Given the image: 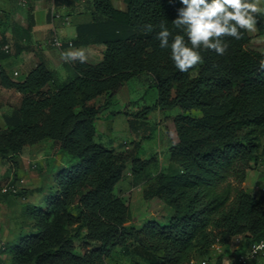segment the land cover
<instances>
[{
  "label": "trees",
  "instance_id": "trees-1",
  "mask_svg": "<svg viewBox=\"0 0 264 264\" xmlns=\"http://www.w3.org/2000/svg\"><path fill=\"white\" fill-rule=\"evenodd\" d=\"M114 1L92 0L91 20L77 27L72 44L105 49L98 62L69 64V80L60 81L43 60L20 81L0 70V85L21 94L0 128V158L16 170L24 148L44 140L67 155L44 206L26 207L37 232L12 246L13 264H192L197 254L238 237L245 252L264 236V192L242 186L264 156V17L257 16V34L224 37V55L201 49L203 59L181 72L156 35L161 22L173 35L181 33L172 21L179 0H123L126 9ZM28 18L33 24V14ZM148 23L152 32L144 28ZM143 73L158 95L153 105L125 111L130 131H151L154 110L180 112L169 116L177 140L167 169L143 190L145 199H160L173 212L166 222L148 219L137 227L128 223L129 204L115 187L128 162L138 175L156 155L143 159L108 148L97 140L96 120L125 83ZM19 183L14 177L11 185ZM0 264L8 263L0 258Z\"/></svg>",
  "mask_w": 264,
  "mask_h": 264
},
{
  "label": "rangeland",
  "instance_id": "rangeland-1",
  "mask_svg": "<svg viewBox=\"0 0 264 264\" xmlns=\"http://www.w3.org/2000/svg\"><path fill=\"white\" fill-rule=\"evenodd\" d=\"M123 2V0L115 1L116 5L119 7L123 6ZM15 3L19 4L17 0H15ZM261 7L264 8V4H262ZM257 16L264 17V14H257ZM257 31L258 27L256 24L255 30L248 31V33L250 35H255ZM138 85L139 83L136 79L129 81L127 85L130 90L129 100H122L121 98L126 97V94L118 92L113 98L114 104L112 107L105 110L100 118L96 120L98 132L97 140L108 148H112L118 153L128 154V156L137 155L145 159L156 155V162L138 175H134L131 172V164L128 162L125 176L122 178V181L125 183H130V180L132 179L133 181L134 179L135 182H144L146 185L148 181L153 180L158 172L167 169L168 164L166 163L169 161V147L171 143L177 140L174 123L169 116L179 113L180 109L175 108L164 112L154 110L150 114L154 126L151 131L141 129L138 133L131 132L125 118L127 116L125 111L136 112L137 107H142L144 103L148 106L153 105L158 95L155 86L143 89V87L140 86V88ZM139 97H143L140 102L141 104L139 103L136 105V102H132V100ZM193 113L198 114L199 112L194 111ZM262 141L264 143V136ZM58 156H61L64 160L67 159V155L61 150L59 154L55 156V159H57ZM53 163L55 164V162ZM46 165L47 163L40 164L32 160L31 157H27L26 164L24 165L20 162L19 167L14 170L8 159H1L0 258L5 260L8 264H13L12 246L18 243L22 236H29L37 232V219L27 212L26 207L44 206L46 194L49 192H46V194L42 196L39 194L40 192L37 191L40 187L44 186L43 190H51L53 192V176L52 174L49 175L45 170ZM53 169L58 170V165ZM53 169H50L49 172H53ZM248 173V183L245 184L246 190L258 195L263 194L260 189L264 181L263 155L258 159L257 163L252 165ZM14 177L16 181L23 179V183H19L16 191H3L2 188L10 186L11 182L14 181ZM135 186L134 184H129L123 188L124 191H130L129 194H131L128 199L124 198L131 210V217L128 223L141 227L148 219L166 222L173 212L171 207L157 198L145 199L143 193ZM242 186H244V182ZM132 187L136 189H131ZM117 192H120V190L117 189ZM237 242L238 241L235 239L228 245H214L211 247L208 255L200 256L197 254L196 259L198 261L207 260L208 264H215L217 257L222 256L223 264H229L225 262L227 260L234 262L238 260L240 251L246 247V245L241 248L237 247ZM81 250V247L78 246L77 252H81Z\"/></svg>",
  "mask_w": 264,
  "mask_h": 264
},
{
  "label": "crops",
  "instance_id": "crops-1",
  "mask_svg": "<svg viewBox=\"0 0 264 264\" xmlns=\"http://www.w3.org/2000/svg\"><path fill=\"white\" fill-rule=\"evenodd\" d=\"M13 1L0 0V43L9 44L11 46L10 52L0 50V70H5L12 79L16 81L23 80L27 73L34 68L40 60H43L49 68L57 72L60 81L64 82L69 80L72 74L68 65L75 60L62 58L61 54L67 51L83 50L87 57V61L95 63L101 60L105 45L91 44L83 46L76 45V43L70 44V42L74 41L76 38L77 27L91 20L92 0H30L27 6H21L15 3V0ZM115 1L114 5L117 8L126 9V4H124V2L123 6L119 7L116 5ZM30 13L33 14L34 17L32 21L33 24L31 25L29 24L30 21L28 18V14ZM56 13L59 14L60 17H56ZM56 36L63 41L61 47H57L53 43ZM133 79H136L139 83L138 86L143 87V89L152 86L153 83L151 77L147 73L140 74L129 81ZM129 81L126 82L119 91V93L122 92L126 94V97L121 98L124 101L129 100L130 90L127 87ZM142 98L143 97H139L132 100V102H136L135 104L137 105L141 102ZM20 101V92L0 85V128L6 127L5 115L10 114L18 107ZM145 105L144 103L142 106ZM140 108L141 106L137 107L136 111ZM125 118L129 128L128 117L126 116ZM148 121L153 125L150 115L148 116ZM175 136L177 137L176 134ZM175 142L176 140L173 143ZM59 152L58 143L44 140L34 146L24 148L21 155V163L25 165L27 157H31L32 160L40 164L47 163L45 170L49 175L52 174L53 176L58 171L53 169L56 165H58L59 169L65 165V160L61 156L55 159V156L58 155ZM53 162H55V164ZM166 164H168V162ZM1 168L0 159V171ZM50 169H53V172H49ZM248 174L244 181L243 187L245 189H247L245 184L248 183ZM129 184L136 185L135 187L143 193L145 183L135 182L134 179L133 181L131 179L130 183H125L122 180L119 181L116 185L115 193L128 199L131 195L129 194L130 191H124L123 188ZM43 187L37 190L42 196L47 192L45 189L43 190ZM135 187L131 189H136ZM117 189H119L120 192H117ZM236 240L238 241L237 247L241 248L245 246L242 237H238ZM229 261L230 260H227L225 262L229 264L238 263V260H236L237 262Z\"/></svg>",
  "mask_w": 264,
  "mask_h": 264
},
{
  "label": "clouds",
  "instance_id": "clouds-1",
  "mask_svg": "<svg viewBox=\"0 0 264 264\" xmlns=\"http://www.w3.org/2000/svg\"><path fill=\"white\" fill-rule=\"evenodd\" d=\"M173 21L181 33L173 35L164 22L157 32L159 47L171 50V59L181 72L200 62L203 57L201 49H212L218 55H224L228 42L224 37L241 39L243 32L254 31L257 14H264V0H179ZM148 32L153 25H144ZM171 37V41H170ZM62 58L84 62L87 57L83 50H72L62 53Z\"/></svg>",
  "mask_w": 264,
  "mask_h": 264
},
{
  "label": "built area",
  "instance_id": "built-area-1",
  "mask_svg": "<svg viewBox=\"0 0 264 264\" xmlns=\"http://www.w3.org/2000/svg\"><path fill=\"white\" fill-rule=\"evenodd\" d=\"M17 2L21 6H27L30 2V0H17ZM56 17H60L59 14H55ZM54 45L57 47H61L63 45V41L59 37H55L53 41ZM72 45V42H70ZM11 46L9 44H1L0 43V50H3L5 52H10ZM23 179L20 180V183H23ZM18 188V185L12 184L10 186H5L2 188L3 191H16ZM260 189L262 192H264V181L262 185L260 186ZM192 264H208L207 260H201V261H192ZM237 264H264V236L252 242L248 249L245 252H241L238 256V263Z\"/></svg>",
  "mask_w": 264,
  "mask_h": 264
}]
</instances>
